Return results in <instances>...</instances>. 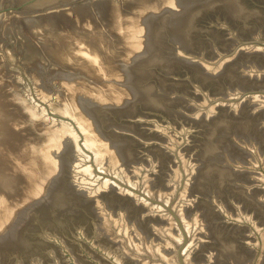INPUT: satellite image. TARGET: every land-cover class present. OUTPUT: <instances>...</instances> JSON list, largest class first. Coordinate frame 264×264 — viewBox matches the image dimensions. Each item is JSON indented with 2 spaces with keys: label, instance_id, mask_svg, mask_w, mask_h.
<instances>
[{
  "label": "water",
  "instance_id": "water-1",
  "mask_svg": "<svg viewBox=\"0 0 264 264\" xmlns=\"http://www.w3.org/2000/svg\"><path fill=\"white\" fill-rule=\"evenodd\" d=\"M0 56L125 187L67 137L0 264H264V0H0Z\"/></svg>",
  "mask_w": 264,
  "mask_h": 264
},
{
  "label": "rangeland",
  "instance_id": "rangeland-1",
  "mask_svg": "<svg viewBox=\"0 0 264 264\" xmlns=\"http://www.w3.org/2000/svg\"><path fill=\"white\" fill-rule=\"evenodd\" d=\"M0 89L4 91L3 96L8 90L6 95L9 96L5 95L7 99L5 96L3 98L14 104L7 106L10 111L7 122L10 118V122L13 120L12 138L15 135L13 139L16 140L12 143L17 144L13 148H18V151L15 149L17 153L14 152L17 157L15 165L20 163L19 168L15 166L19 169L18 175L13 171L14 182H17L16 185H10L13 189L0 185V232L12 221L16 210L43 195L48 181L59 172V161L51 151L60 154L67 137L72 140L78 160L73 164L71 172L77 190L87 191L88 197H97L101 192L108 193L109 185L112 184L118 189L116 192L124 196V186L95 171L92 156L80 146L82 137L73 123L50 115L47 107L34 98L21 69L10 65L3 56H0ZM11 106L14 111L9 110Z\"/></svg>",
  "mask_w": 264,
  "mask_h": 264
},
{
  "label": "bare ground",
  "instance_id": "bare-ground-1",
  "mask_svg": "<svg viewBox=\"0 0 264 264\" xmlns=\"http://www.w3.org/2000/svg\"><path fill=\"white\" fill-rule=\"evenodd\" d=\"M3 92H2V89H0V185H3L4 187L5 186L6 187L9 186L10 188H12L11 186H13L14 184L15 185L17 184V182L16 183L14 182L15 181V177H14L15 176L14 175L15 172H13V171H16V173L18 175V170L19 169L17 170V168H19L18 166H20V163H18L17 165H15L16 164L15 158H17V157L15 156L14 152L18 148L17 147H16L17 149L16 148H13L17 144H13L12 143L13 140H14L13 138L15 137V135H13L14 137L12 138V126L14 125L12 123L13 120L10 122V119H11L10 118L9 119V122H7L8 121V118L7 117L9 116V112H10V111H8L7 106H9V105H11L13 103H10V101L5 100V98H3L6 94H8V90H7V92H5V95L4 96H3V94H4ZM9 94L11 95V92ZM7 97H6V99H7ZM11 98H12V95H11ZM5 101L6 102L8 101L10 104H7L8 102L6 103ZM13 106H14V104H13ZM9 110H11V111L13 110L14 111L15 109H12V106H11L9 108ZM13 133L15 134V131ZM15 140H16V138H15ZM17 151L15 153H17ZM19 158H20V156H19ZM18 162H20V161H18ZM16 177L18 178V176H16ZM16 180H18V179H16ZM1 189H2V187H0V190ZM8 189L9 188H7V190Z\"/></svg>",
  "mask_w": 264,
  "mask_h": 264
}]
</instances>
